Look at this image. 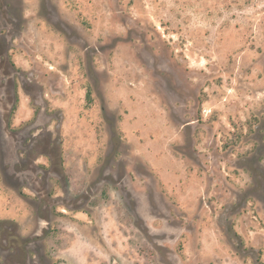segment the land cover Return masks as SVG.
Here are the masks:
<instances>
[{
    "label": "rangeland",
    "instance_id": "374dc122",
    "mask_svg": "<svg viewBox=\"0 0 264 264\" xmlns=\"http://www.w3.org/2000/svg\"><path fill=\"white\" fill-rule=\"evenodd\" d=\"M0 47L13 264H264V0H0Z\"/></svg>",
    "mask_w": 264,
    "mask_h": 264
},
{
    "label": "flooded vegetation",
    "instance_id": "af4514ba",
    "mask_svg": "<svg viewBox=\"0 0 264 264\" xmlns=\"http://www.w3.org/2000/svg\"><path fill=\"white\" fill-rule=\"evenodd\" d=\"M17 77L14 67L8 56V51L0 47V111L4 125L6 120L12 112V108L16 102L15 98V78ZM4 106V107H3ZM11 107V109H9ZM7 147L6 158L10 164V171L12 174L20 176H35L38 178L39 170L33 173L25 168H19L20 159L17 155L18 150L21 148L23 140L18 135L10 134L6 129ZM10 160V161H9ZM38 186L40 184L37 182ZM45 198V197H44ZM0 240L4 243L3 251L5 252V264H13V237L12 233L8 231L0 232Z\"/></svg>",
    "mask_w": 264,
    "mask_h": 264
},
{
    "label": "water",
    "instance_id": "95a60500",
    "mask_svg": "<svg viewBox=\"0 0 264 264\" xmlns=\"http://www.w3.org/2000/svg\"><path fill=\"white\" fill-rule=\"evenodd\" d=\"M40 235H42V233Z\"/></svg>",
    "mask_w": 264,
    "mask_h": 264
}]
</instances>
